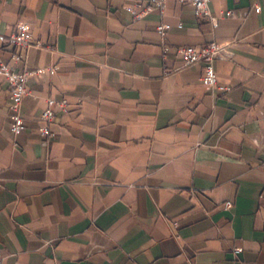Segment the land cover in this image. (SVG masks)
<instances>
[{
    "label": "crops",
    "instance_id": "1",
    "mask_svg": "<svg viewBox=\"0 0 264 264\" xmlns=\"http://www.w3.org/2000/svg\"><path fill=\"white\" fill-rule=\"evenodd\" d=\"M150 1L0 0V35L27 23L45 47L15 66L44 69L17 137L0 76L3 264H264V0H211V17L158 0L138 18ZM212 42L229 45L225 91L183 68L181 48Z\"/></svg>",
    "mask_w": 264,
    "mask_h": 264
},
{
    "label": "built area",
    "instance_id": "2",
    "mask_svg": "<svg viewBox=\"0 0 264 264\" xmlns=\"http://www.w3.org/2000/svg\"><path fill=\"white\" fill-rule=\"evenodd\" d=\"M211 0H178L180 3H191L196 11L197 16L205 15L210 16L209 5ZM162 1L151 0L149 5L144 8V11L138 15V18H142L147 14L154 11L155 8L163 6ZM256 12H260V8L256 9ZM236 11H232L229 14H235ZM213 24L216 25V19L211 18ZM170 29L169 25H159L157 30L160 33L166 32ZM32 28L27 23L18 24L10 35H0V43L6 44L13 48L11 52V62L6 63L0 56V76L4 77L6 82L11 87V133L17 137L26 130L25 121L22 114L23 102L28 95L27 83L32 75L41 74L44 69H38L35 72H29L28 70L18 71L15 66L26 65L27 54L26 50L30 47L45 48L42 44H33ZM229 45L212 42L207 44L201 49L195 47H183L180 49V53L183 57L184 69L197 68L198 71H202V82L209 88H217L225 91L226 87L219 86L217 74L214 69V62L217 60H223L228 53ZM53 75L56 73L57 68L53 67L49 69ZM49 107L43 111L40 116V120L43 123L40 133L43 137H52L53 133L50 126L52 125L56 114L53 110V106L56 104L54 100L48 101ZM61 105H64L62 103ZM240 249H235V255H239ZM0 264H3V257L0 252Z\"/></svg>",
    "mask_w": 264,
    "mask_h": 264
}]
</instances>
